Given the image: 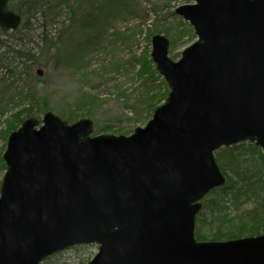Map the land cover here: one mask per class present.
<instances>
[{
    "label": "water",
    "instance_id": "obj_1",
    "mask_svg": "<svg viewBox=\"0 0 264 264\" xmlns=\"http://www.w3.org/2000/svg\"><path fill=\"white\" fill-rule=\"evenodd\" d=\"M9 2L0 0V28L16 30L22 17ZM175 13L197 40L174 60L170 39L152 37L169 93L145 126L94 135L92 119L47 111L11 132L0 264L93 244L88 264H264V233L196 236L203 200L227 182L216 151L248 141L264 152V0H194Z\"/></svg>",
    "mask_w": 264,
    "mask_h": 264
},
{
    "label": "trees",
    "instance_id": "obj_2",
    "mask_svg": "<svg viewBox=\"0 0 264 264\" xmlns=\"http://www.w3.org/2000/svg\"><path fill=\"white\" fill-rule=\"evenodd\" d=\"M9 8L21 15L22 23L13 31L0 28V110L9 106L24 107L23 114L27 116L22 118L19 112L16 119L20 121L52 110L48 96L38 91V83L46 81L45 74L38 75L39 67L63 62L79 70L93 51L92 44L100 40L103 33L117 27L124 18L143 12L138 0H10ZM144 16L147 22L149 17ZM135 30H139L138 27ZM87 31L91 32L87 34ZM164 32L174 36L172 29L160 25H155L148 36ZM76 33L84 37L75 45ZM150 50L131 60L139 66L137 97L124 96V92L120 96L124 99L123 111L135 115L131 119L133 123L151 118L169 93ZM112 65L122 68L127 62L119 59ZM98 101V95L86 91L73 110L62 111L61 115L70 123L75 122L82 116L78 111L94 109ZM92 110H87V115H93ZM8 129L11 133L17 128ZM102 130L97 127L95 133ZM216 159L227 175V182L203 200L197 216V238L229 240L264 233V152L256 144L241 142L216 151ZM5 168L4 159L0 158L1 176Z\"/></svg>",
    "mask_w": 264,
    "mask_h": 264
},
{
    "label": "rangeland",
    "instance_id": "obj_3",
    "mask_svg": "<svg viewBox=\"0 0 264 264\" xmlns=\"http://www.w3.org/2000/svg\"><path fill=\"white\" fill-rule=\"evenodd\" d=\"M193 2L194 0H138L142 14L124 18L125 20L116 24L117 27L103 33L101 39L92 44L93 51L86 57L82 68L77 70L74 65L69 66L63 62L59 64L52 62L50 67H39L44 70L46 81L39 82L37 87L38 91L46 94L51 101L52 110L49 111L62 117V111L69 112L74 109L80 95L92 91L98 95L99 101L94 105V109H83L78 111V115H82L79 119H92L95 132L98 127L103 129L101 133L128 135L136 127L145 126L150 118L138 123L131 122L135 115L123 111L124 99L120 97L123 92L124 96L137 97L140 89V80L137 76L139 66L131 60L142 55L147 49H152L153 35L149 37L148 33L155 25L172 29L174 36L170 37L166 32L163 34L171 41L169 55L178 60L183 50L197 40V35L192 25L177 15L175 9L182 4ZM144 15L149 17L147 22H144ZM137 27L139 30H135ZM90 32L87 31V34ZM83 37L84 35L79 33L74 34L73 44H79ZM119 59L126 61L127 66L116 68L112 65ZM23 108L15 109L9 106L0 110V158H3L6 150L10 134L8 128L18 129L22 122L29 118L26 117L22 121L16 119L19 112L23 115L22 118L27 116L23 114ZM87 110H92L93 115H87ZM43 114L45 113H37L30 117L42 119ZM228 172L231 173L230 170ZM1 179L0 175V182ZM97 252L98 246L95 244L70 247L59 252L58 256L47 258L43 264H87Z\"/></svg>",
    "mask_w": 264,
    "mask_h": 264
}]
</instances>
